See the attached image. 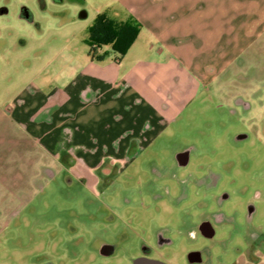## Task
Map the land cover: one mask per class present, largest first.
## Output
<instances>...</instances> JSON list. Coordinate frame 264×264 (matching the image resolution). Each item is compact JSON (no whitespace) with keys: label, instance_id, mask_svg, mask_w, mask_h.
Masks as SVG:
<instances>
[{"label":"rangeland","instance_id":"obj_1","mask_svg":"<svg viewBox=\"0 0 264 264\" xmlns=\"http://www.w3.org/2000/svg\"><path fill=\"white\" fill-rule=\"evenodd\" d=\"M212 1L210 11L209 0H0V264H135L145 254L166 264H260L264 45L239 44L234 4L226 0L220 17ZM99 16L138 26L126 66L158 45L148 31L157 26L187 47L201 84L162 141L118 174L105 143H75L78 75ZM197 29L212 34L183 33ZM100 53L115 55L111 45ZM18 105L41 143L8 142L28 138L12 121ZM62 134L69 143L45 141ZM215 216L224 217L215 240L202 239L197 224ZM193 251H204L202 263L189 262Z\"/></svg>","mask_w":264,"mask_h":264},{"label":"crops","instance_id":"obj_2","mask_svg":"<svg viewBox=\"0 0 264 264\" xmlns=\"http://www.w3.org/2000/svg\"><path fill=\"white\" fill-rule=\"evenodd\" d=\"M215 3L209 0L210 11L216 7ZM227 3L219 0L218 16L225 15L223 10ZM229 3L234 4L236 11L237 42L242 45L245 40L251 50L264 45L260 41V37H264V0H229ZM212 14L209 12L207 16L210 18ZM148 31L158 45L150 41L145 54L131 65H125V55L115 54L114 58L101 62L92 61L88 55L87 71L78 75L79 142L75 143H105L114 157L113 164H121L120 171L140 153L162 141L201 89L200 82L192 74L188 57L183 54L187 47L182 49L171 44L166 29L155 26ZM192 31L202 37L212 34L209 29L183 33L188 36ZM16 109L12 121L28 138L8 142L16 143V146L18 143H41L31 138L34 124L28 110H23L22 105ZM48 137L47 143H69L63 134L54 139ZM0 143H7L1 135ZM69 161L75 159L69 158ZM255 242L258 263L264 264V254L262 259L259 258L261 249L258 240Z\"/></svg>","mask_w":264,"mask_h":264},{"label":"trees","instance_id":"obj_3","mask_svg":"<svg viewBox=\"0 0 264 264\" xmlns=\"http://www.w3.org/2000/svg\"><path fill=\"white\" fill-rule=\"evenodd\" d=\"M139 33L133 23H114L105 16H99L90 30L89 58L101 62L104 55L100 53L102 46L111 45L115 54L124 56L132 46Z\"/></svg>","mask_w":264,"mask_h":264},{"label":"flooded vegetation","instance_id":"obj_4","mask_svg":"<svg viewBox=\"0 0 264 264\" xmlns=\"http://www.w3.org/2000/svg\"><path fill=\"white\" fill-rule=\"evenodd\" d=\"M190 153H191V149H189V148L183 149L179 153H177V155H176L177 163L179 165H186L189 161ZM129 164H131V163H129ZM120 167H121V164H114L115 173H117V174L120 173ZM254 211H255V209L252 208L250 213H249V217L253 215ZM223 221H224V217H222V216H215L213 218V220L202 219L197 224V233L200 234L201 238L204 240L214 241L216 238V234H217V227L221 223H223ZM195 233L196 232L191 233L192 239L196 238ZM257 240H258V238H257ZM164 242L166 243L168 241H165L163 239V237L161 235H159V243L163 244ZM103 251L104 250H102V252ZM112 252H113V250L109 251V253H112ZM203 252L204 251H193V252L189 253V255H188L189 262H191V263H202L204 261ZM145 255L135 258L134 263L139 258H146L149 260H154V259L149 258L148 256H145ZM155 261H158V260H155Z\"/></svg>","mask_w":264,"mask_h":264},{"label":"water","instance_id":"obj_5","mask_svg":"<svg viewBox=\"0 0 264 264\" xmlns=\"http://www.w3.org/2000/svg\"><path fill=\"white\" fill-rule=\"evenodd\" d=\"M135 264H165V263L155 260H149L146 258H139L135 261Z\"/></svg>","mask_w":264,"mask_h":264}]
</instances>
